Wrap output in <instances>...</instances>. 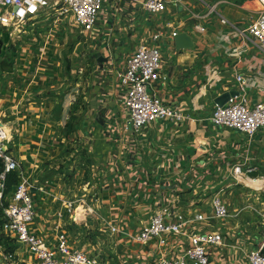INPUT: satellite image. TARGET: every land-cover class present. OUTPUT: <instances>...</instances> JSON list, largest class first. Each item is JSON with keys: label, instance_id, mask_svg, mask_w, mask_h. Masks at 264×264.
Listing matches in <instances>:
<instances>
[{"label": "crops", "instance_id": "crops-1", "mask_svg": "<svg viewBox=\"0 0 264 264\" xmlns=\"http://www.w3.org/2000/svg\"><path fill=\"white\" fill-rule=\"evenodd\" d=\"M144 1L121 0L119 4L136 13V22H112L103 34L80 33L46 17L21 36L11 38L1 30L0 58L13 49L16 52L11 70L0 71V124L7 127L9 151L31 186L36 206L31 229L51 247L64 235L72 249L89 252L99 264H151L181 254L179 249L188 244L187 237L174 234L164 236L163 246H159V238L147 244L135 240L148 225L151 203L170 202L171 213L182 215L191 226L186 234L196 230L194 227L222 231L223 243L211 250L210 264H248V254L264 239V233L257 224L244 225L239 218L251 207L248 215L259 222L262 205L256 200L257 193L248 204L239 195L245 187L221 193L232 210L227 219L219 220L212 207L219 183L173 194L167 181L202 165L219 146L241 141L238 133L216 128L210 120L216 98L238 91L236 74L247 78L251 104L264 101V53L243 42L237 29L229 28V24L247 26L252 12L247 0H182L177 12L171 9L176 0H168L179 33L190 36L194 45L179 51L163 41L167 81L156 92L164 104L180 109L184 118L180 125L150 124L137 135L127 130L116 71L136 50L142 33L154 32L162 23L159 16L144 11ZM215 4L223 20L207 16L208 8ZM108 49L119 58L113 73L106 67ZM100 58L106 61L99 62ZM75 108L77 126L68 131ZM127 139L128 144L135 139V146L128 148L135 151L133 156L124 152ZM255 142L252 163L259 167L255 175L259 179L252 185L259 188L264 181V132ZM74 148L82 152L85 163L78 164L71 175L62 167L69 159L66 151ZM260 198L264 203V196ZM200 214L206 222L196 221ZM4 224L0 225L3 235ZM112 226L118 232H112ZM16 246L11 261L6 248L0 246V264H39L32 253Z\"/></svg>", "mask_w": 264, "mask_h": 264}, {"label": "built area", "instance_id": "built-area-1", "mask_svg": "<svg viewBox=\"0 0 264 264\" xmlns=\"http://www.w3.org/2000/svg\"><path fill=\"white\" fill-rule=\"evenodd\" d=\"M120 2L121 0H0V34L1 30H4L11 38L21 36L26 29H33L35 22L44 17L56 23L62 22L67 29L70 25L80 33L103 34L112 22L120 24L136 22L137 15L133 9L125 8L124 4H119ZM186 2L187 5L189 2ZM246 2L252 12L249 24L244 28L241 26L236 28L229 24V28L237 29L236 34L243 42L254 44L264 53V0ZM182 4V0H176L171 9L177 12L178 6ZM142 8L150 16H159L162 23L156 26L154 32L142 33L136 50L125 60L124 66L116 71L121 87L120 101L127 115V130L137 135H142L150 124L180 125L184 118L180 109L174 105L164 104L156 92L157 86L167 81L163 72L166 61L163 41L171 42L167 47L171 45L175 49V38L180 34L179 26L176 25L173 13H170L168 0H145ZM208 15L223 20L216 4L208 8ZM108 52L110 56L107 58L109 63L106 67L108 72L113 73L119 58H115L112 50L108 49ZM235 79L239 85L240 95L224 107L216 105L210 120L216 128L238 133L242 137L241 141L226 147L219 146L215 152L208 154L202 165L193 166L191 171L181 172L178 178L167 181L173 194L180 189L194 191L197 189L196 186L208 182L219 183L217 195L212 201L215 217L219 220L227 219L232 210L219 195L232 188L246 189L250 187L249 182H257L259 179L258 176L255 178L259 167L253 166L252 151L256 145V138L264 132V101L251 104L248 99L247 78L236 74ZM134 141L135 139L129 140L128 144V139L126 140L124 152L127 156L128 154L133 156L135 153L131 148L128 151L129 146H135ZM9 142L7 127L0 124V161L3 164V171L0 173V200L3 201L5 235L13 239L20 248L32 253L39 264H99L89 252L72 249L64 235L59 237L56 247H51L31 229L36 208L31 186L20 172L19 162L10 153ZM11 172L19 174V182L12 192L5 195L7 175ZM261 186L257 188L256 196L258 204L262 205V208L258 209L260 219L257 225L264 233V203L260 198L264 196V186ZM5 198L9 201H4ZM172 202L174 204V201ZM67 205L70 209L74 208L73 203ZM171 205L170 202L167 205L151 203L149 207L152 214L148 225L141 228L135 240L147 244L159 238V246H163L166 234L187 237L186 248L179 249L181 254L177 252L171 257L157 259L151 264H210L211 250L223 243L222 231H204L194 227L196 230L189 235L186 234L187 228L191 226L182 215L171 213ZM196 221L204 223L206 218L200 214ZM111 230L114 233L118 232L115 226H112ZM263 246L264 239L248 254V264H264V255L261 253ZM8 257L10 261L13 259L12 255Z\"/></svg>", "mask_w": 264, "mask_h": 264}, {"label": "trees", "instance_id": "trees-1", "mask_svg": "<svg viewBox=\"0 0 264 264\" xmlns=\"http://www.w3.org/2000/svg\"><path fill=\"white\" fill-rule=\"evenodd\" d=\"M15 49L11 50L10 53L3 55L0 58V71H9L11 70V67L14 63V60L12 59L13 55H15ZM77 113V109L75 108L74 111H72L71 115V121L70 123L67 124V129L68 131H73L74 128V120H78V118L75 117V114ZM3 171V164L0 161V173ZM19 182V174L17 172H11L7 175V181H6V192L5 195L9 194L10 192H12L16 185ZM7 204H5L6 206ZM0 225L3 224L4 222V215H3V210L0 209ZM1 229V226H0ZM0 246L3 248H6V253L12 255L15 253V250L17 249V246L15 244V241L13 239H10L8 237H5V235L1 234L0 232ZM13 256V255H12Z\"/></svg>", "mask_w": 264, "mask_h": 264}, {"label": "rangeland", "instance_id": "rangeland-1", "mask_svg": "<svg viewBox=\"0 0 264 264\" xmlns=\"http://www.w3.org/2000/svg\"><path fill=\"white\" fill-rule=\"evenodd\" d=\"M74 47H76V45L74 46ZM73 48V47H72ZM82 69H84V72H83V75L84 76H86V75H88L89 74V72H88V68L86 67V61H84L83 62V64H82ZM82 75V74H81ZM83 75H82V77H83ZM73 123H74V127L75 126H77V121L76 120H74L73 121ZM77 149V148H76ZM75 150V148L73 149V150H69L68 149V151H66L67 152V157L69 158V159H66L64 162H65V164H64V166L62 167V168H64V170H67V171H69V174H74V172H75V169H76V166L78 165V164H84L85 163V161L83 160L84 159V157L82 156V152H77V151H74ZM79 155V156H78ZM85 159H87L88 160V158L86 157ZM89 162H90V160H88ZM75 167V168H74ZM85 174V177H84V180L85 181H87L88 180V174H89V172H87V173H84ZM249 185H250V187H248V188H246L245 189V191H244V193H241V194H239V195H241L242 196V194L245 196V198H247L248 200H249V202H247V204L248 203H252L253 202V196H255L254 194L255 193H258V191H257V188H255V186L254 185H252L253 184V182H249L248 183ZM263 186H264V181L261 183ZM264 189V188H263ZM253 198V199H252ZM249 210H251V207H246L245 209H244V211H243V213H242V215H241V217L239 218V219H244V221H245V224L244 225H246V223H252V225H255V224H257L255 221H254V219H253V217H252V215L250 216V215H248V213H249ZM245 214H247V215H245ZM249 221H251V222H249ZM253 221V222H252ZM255 222V223H254ZM254 223V224H253Z\"/></svg>", "mask_w": 264, "mask_h": 264}, {"label": "water", "instance_id": "water-1", "mask_svg": "<svg viewBox=\"0 0 264 264\" xmlns=\"http://www.w3.org/2000/svg\"><path fill=\"white\" fill-rule=\"evenodd\" d=\"M193 40L190 36H188L185 33L179 34L176 38H175V46L176 49L181 51V50H185V49H191L193 47ZM3 43L2 41H0V52L2 49ZM106 59L104 58H100L99 62H105ZM239 92L238 91H230V92H226L222 95H220L218 98H216L215 103L219 106V107H224L227 103H229L233 98L239 96ZM261 253L264 255V246L261 250Z\"/></svg>", "mask_w": 264, "mask_h": 264}]
</instances>
